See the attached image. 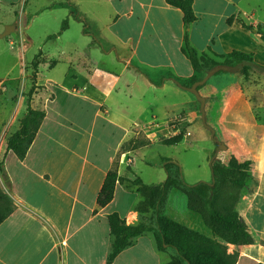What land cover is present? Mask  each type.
Returning a JSON list of instances; mask_svg holds the SVG:
<instances>
[{"label":"crops","instance_id":"obj_1","mask_svg":"<svg viewBox=\"0 0 264 264\" xmlns=\"http://www.w3.org/2000/svg\"><path fill=\"white\" fill-rule=\"evenodd\" d=\"M95 1L111 7V22L102 31L95 30L96 24L85 27L80 42L65 40L81 53L69 61L66 76L72 83L49 77L41 82L38 68L30 106L44 111L45 117L23 159L7 152V140L27 109L31 82L23 81V66L35 55L26 60L25 44L18 47L15 59L0 50V65L12 59L18 70L13 75L11 67L0 75L9 88L0 92V162L6 175H0V195L8 197L11 208L0 223V264H107L112 244L107 216L116 213L133 226L147 216L134 210L141 200L138 193L118 182L107 206L96 203L105 175L115 164L119 177L135 178L133 156L142 155L151 169L161 166L152 179L142 182L160 184L161 214L171 216L165 212L166 198L182 170L174 159L152 150L167 147L160 138L177 134L174 127L181 112L185 136L168 147L202 152L201 164L188 171L199 176L194 188L213 194L220 166L230 156L251 162L249 191L237 211L252 242L226 245L228 253H237L235 264H264V0H193L197 20L188 28L192 48L209 56L233 51L252 56L251 62L206 65H194L181 53L182 14L165 0ZM240 21L254 31L244 29ZM88 36L109 51L85 46ZM61 54L48 55L46 67L63 62ZM212 69L228 73L208 74ZM209 159L213 161L205 176L202 163ZM168 262L153 234L146 232L110 264Z\"/></svg>","mask_w":264,"mask_h":264},{"label":"trees","instance_id":"obj_2","mask_svg":"<svg viewBox=\"0 0 264 264\" xmlns=\"http://www.w3.org/2000/svg\"><path fill=\"white\" fill-rule=\"evenodd\" d=\"M165 3L170 7L178 9L182 14L185 32L183 46L180 51L191 63L194 65H206L226 63L231 60L252 61L251 54L237 51L221 55L212 54V57L205 52L199 54L192 48L188 40V28L197 20L192 10L193 0H165ZM78 17L80 26L88 27L93 24L87 21L83 15L78 14ZM65 21L62 23L60 32L56 36L57 38L69 31L67 28H64ZM231 21V19H228L227 23L230 24ZM240 24L244 29L250 32L254 31L242 21H240ZM84 27L80 28V31L78 30L77 32L79 34L83 33L86 30ZM49 38L54 39L52 37ZM88 43L92 45L96 44L92 39ZM95 49L100 51L98 48ZM39 57L40 54L33 59L32 63L31 88L27 93L28 105L26 112L20 120L19 129L7 140V152H12L18 159L25 157L45 117L44 111L33 109L30 106L32 95L36 89L35 80L41 62ZM185 127L186 124H184L183 129ZM184 136V131H179L174 136L163 138L162 143L166 146L177 145L182 141ZM164 161L170 162L171 160L164 159ZM116 166L115 164L105 175L96 198L98 207L104 208L112 201L115 186L118 182L124 184L126 189L134 190L141 197V200L134 207L135 212L140 215L150 213L155 206L156 199L162 197L163 193H161L160 184L147 185L139 177H135L133 180L121 178L117 174ZM250 170L251 162H238L233 156H230L227 162L220 166L218 172L219 185L211 195L206 194V192L198 188L184 186L176 176L175 180L171 182L169 188L172 187L185 196L187 210L197 216L203 228L209 232V235H207L160 215L159 221L165 241L177 247L190 264H235L237 253H228L225 245L241 246L252 242L247 227L237 211V205L242 195L249 191L251 182ZM0 175L3 179L6 178L2 161L0 162ZM0 198L2 200L0 204L3 206H0V210H2L0 211L1 223L11 212V208L8 205L9 199L6 195L2 194ZM107 222L112 236L107 264L112 263L119 253L131 244L133 239L146 232H152L157 250L166 252L161 246L157 233L153 229H148L147 225L142 222L135 226L126 225L125 221L116 213L108 215ZM167 264L183 263L172 253L170 261Z\"/></svg>","mask_w":264,"mask_h":264},{"label":"rangeland","instance_id":"obj_3","mask_svg":"<svg viewBox=\"0 0 264 264\" xmlns=\"http://www.w3.org/2000/svg\"><path fill=\"white\" fill-rule=\"evenodd\" d=\"M6 1L13 3H5ZM19 1L20 0H0V2L5 3H0L1 33L4 32L6 25L14 26L13 32H11L8 36L4 37L3 39H0V50L5 51V53L11 54L15 59L17 58L16 54L19 52L18 47L22 44H25L26 52L24 53V55L27 61L31 57H33V55H35L33 57L34 59L40 54L39 59L41 62L40 67L38 68L40 73V79L42 80L41 82H43L45 78L49 77L55 79L58 82L63 81L66 85H69L70 83H72V80L69 78V76H66V74L70 72L68 68L70 63L69 61H76V59L80 57L78 55L80 52L77 54L75 52V47L73 46V44L66 43L65 40H71L74 43L80 42V36L79 33H77V27L80 29L84 26H80L78 14L83 13L86 19L93 21L91 23L96 24L95 30L102 31L103 27L111 22L110 17L113 14L111 11V7H109L108 4L98 3L95 0H72V2H74L76 5V11H74L64 23V28H67L69 31L63 33L64 35H61L58 39L56 36H58L62 26L60 15L58 12L47 13L43 14L41 17H35L39 13L40 8L47 2V0H21L20 2ZM62 36L64 37L61 38ZM49 37H52L54 39H51ZM90 40L91 38H89V36L85 37V46H87ZM89 45L90 47L92 46V48H98L100 51H109L107 48L102 47L98 44L92 45L91 43H89ZM247 48L248 47L245 45V49ZM61 51H63V54H61L63 62H60L54 68L46 67V59H49L46 57H48V55H51V57H55ZM70 53H72L73 55H77H75V57H70ZM33 59L23 66V69L25 70V80L23 81L26 82L27 79H29V85L31 82ZM84 64L88 65L86 62H84ZM52 65H54V62L50 63V66ZM11 67L13 68L11 74H16L18 70H15V60L11 59V62L3 63V65H0V75L3 76V74L9 71ZM215 70L216 69L209 70L207 73L212 74V72ZM0 81L3 83L4 86L2 92H7L9 90L8 84H6L8 80ZM149 81L153 83L167 82V80L163 79H150ZM182 86L184 87V85ZM185 87L188 89L189 86L185 85ZM42 88L43 86H39L38 89L41 90ZM19 94L20 93L18 89V95ZM177 120L178 121H176L175 123L174 130L177 129V133L179 131H184L185 134L186 129H183L184 124H186L185 113L181 112ZM162 139L163 138H160L161 141ZM140 140L141 141L137 140V142H142L143 139ZM152 151L154 155H167L168 157L174 159V161L179 163V166L182 170L178 178L179 181L188 188H194L193 185L196 179L199 178V176H194V174H188V171H195L197 169V166L201 164V159L203 156L201 151H199L197 148L193 149L192 147L186 151H183L179 146L155 147ZM133 157L134 164L132 166V171L134 173V176L140 177L142 181H149L150 179H152L155 174L153 173L155 172L154 170H156V173L161 171V166H158L156 169H151L149 166H147L143 160L144 158L142 157V155ZM212 161L213 160L209 159L207 162L204 161L202 163V169L205 176H208L210 172ZM168 211L171 212V214ZM165 212L166 214H169L171 216H167L165 214L161 215L176 222L182 223L188 226L189 228L196 229L199 232L209 235V232L205 230L201 225L199 218L192 213H188L185 196L172 187L169 188L167 194ZM146 215V217L144 216L142 218L141 222L145 225H148L153 221V210H151L150 213ZM225 246L226 249H228L227 245ZM164 253L170 261V256L172 255V252L166 251Z\"/></svg>","mask_w":264,"mask_h":264},{"label":"water","instance_id":"obj_4","mask_svg":"<svg viewBox=\"0 0 264 264\" xmlns=\"http://www.w3.org/2000/svg\"><path fill=\"white\" fill-rule=\"evenodd\" d=\"M76 9V5L72 0H47V2L40 8L39 13L36 17H41L43 14L47 13H55L58 12L60 15L61 23H63ZM62 25V24H61ZM93 28V26H91ZM14 26L7 25L5 26V30L3 33L0 34V39L8 36L11 32H13ZM228 71L226 69H216L212 72V75H224L227 74ZM153 215L154 219L147 227L148 229H153L161 242V246L165 251H169L174 253L183 264H190V262L185 259L179 249L173 245L168 244L165 241L164 233L160 224V215H161V208H160V197L156 199L155 206L153 208Z\"/></svg>","mask_w":264,"mask_h":264},{"label":"built area","instance_id":"obj_5","mask_svg":"<svg viewBox=\"0 0 264 264\" xmlns=\"http://www.w3.org/2000/svg\"><path fill=\"white\" fill-rule=\"evenodd\" d=\"M3 88H4L3 83L0 81V92L3 91Z\"/></svg>","mask_w":264,"mask_h":264}]
</instances>
